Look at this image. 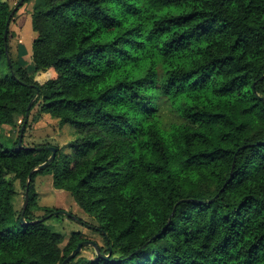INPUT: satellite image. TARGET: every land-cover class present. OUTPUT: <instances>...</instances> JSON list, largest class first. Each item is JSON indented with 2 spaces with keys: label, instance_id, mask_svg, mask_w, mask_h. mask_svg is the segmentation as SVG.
<instances>
[{
  "label": "trees",
  "instance_id": "1",
  "mask_svg": "<svg viewBox=\"0 0 264 264\" xmlns=\"http://www.w3.org/2000/svg\"><path fill=\"white\" fill-rule=\"evenodd\" d=\"M11 11L0 0V129H20L33 100L29 114L75 138L32 174L25 224L15 183L25 192L48 145L0 142V264H61L86 240L60 247L39 175L96 222L109 254L69 264H264V0H38L31 60L54 73L42 84L7 63Z\"/></svg>",
  "mask_w": 264,
  "mask_h": 264
},
{
  "label": "rangeland",
  "instance_id": "2",
  "mask_svg": "<svg viewBox=\"0 0 264 264\" xmlns=\"http://www.w3.org/2000/svg\"><path fill=\"white\" fill-rule=\"evenodd\" d=\"M8 3L10 8H14L20 0H1ZM38 0H30L23 4L13 15L9 24V50L11 60L17 63L21 68H24L28 74L33 77V80L42 84L46 80L54 77V73L47 71L45 73H35L33 62L31 60V20L30 13L33 6ZM162 122L164 125H169L177 121L175 115L164 108L161 111ZM22 125V124H21ZM19 128H2L0 129V142L5 147H12V142L19 136ZM75 130L64 125L62 128L56 120L50 119L49 116L39 114L35 107L29 114L27 124L25 126L22 138V145L32 147L37 145H48L57 147L61 153H68V144L74 137ZM76 136V135H75ZM11 140V141H10ZM17 195L13 198L15 209L19 210L23 205V189L18 182L15 183ZM34 189L38 194L37 201L41 206L59 209L65 211L77 220H71L64 216L53 217L47 220V224L52 227L55 232L64 235V241L60 245L63 248L69 238L70 233L79 232L82 237L89 241H94L99 245L102 244L100 237L92 231L96 222L86 215L74 202L72 197L64 191L56 190L52 186V178L49 175H39L34 181ZM38 215H40L38 213ZM94 250L90 247H85L79 254L80 257L86 259L94 258Z\"/></svg>",
  "mask_w": 264,
  "mask_h": 264
},
{
  "label": "water",
  "instance_id": "3",
  "mask_svg": "<svg viewBox=\"0 0 264 264\" xmlns=\"http://www.w3.org/2000/svg\"><path fill=\"white\" fill-rule=\"evenodd\" d=\"M23 1L24 0H20L18 2V4L12 9L10 15H9V18L7 19V22H6V29L4 31V50H5V55H6V60H7V63H10V56H9V50H8V44L6 43V40H7V28L9 27V24H10V20L11 18L13 17L14 13L23 5ZM33 103V100L29 103V105L27 106V109H26V113H25V117H24V121L21 125V128H20V134H19V139L17 141V145H16V148L17 149H22L23 148V145H22V138H23V132H24V129H25V126L27 124V121H28V118H29V111H30V108H31V105ZM26 149H34V148H26ZM46 150L50 153V156L48 157L47 161L41 165H39L37 168L33 169L30 171L29 175L27 176V181H26V186H25V192H24V200H23V205H22V211H21V217H20V223L21 224H25V220H24V211L26 209V206L28 204V187H29V184H30V181H31V176L33 173H35L36 171H39V170H42L45 166H47L49 163H51L54 158H55V154H56V148L55 147H52V146H47V147H44V148H36V150ZM182 202V201H180ZM179 202V203H180ZM54 216H64L68 219H71V220H77L76 217H74L73 215L65 212V211H61V210H57L53 213ZM44 221V219H39V220H36L35 222H42ZM85 247H90L94 250L97 258H100V259H103V260H108L109 258V254L108 255H103L99 252V246L96 242L94 241H89V240H85V241H81L77 246L76 248L70 253V255H68L61 264H69L70 261H72L73 259H75L82 251L83 248Z\"/></svg>",
  "mask_w": 264,
  "mask_h": 264
}]
</instances>
